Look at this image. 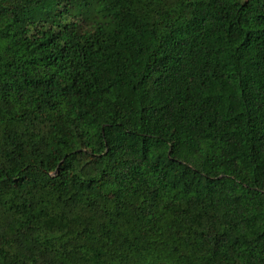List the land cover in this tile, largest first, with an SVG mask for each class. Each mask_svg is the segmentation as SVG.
<instances>
[{"label":"trees","instance_id":"trees-1","mask_svg":"<svg viewBox=\"0 0 264 264\" xmlns=\"http://www.w3.org/2000/svg\"><path fill=\"white\" fill-rule=\"evenodd\" d=\"M0 264H264V0H0Z\"/></svg>","mask_w":264,"mask_h":264}]
</instances>
